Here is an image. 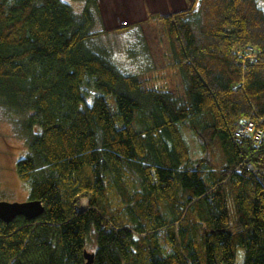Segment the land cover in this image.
<instances>
[{
  "label": "trees",
  "instance_id": "obj_1",
  "mask_svg": "<svg viewBox=\"0 0 264 264\" xmlns=\"http://www.w3.org/2000/svg\"><path fill=\"white\" fill-rule=\"evenodd\" d=\"M75 1L79 12L0 0V108L27 148L16 174L44 207L0 220V264H85L89 233L92 264H237V248L241 264H264L258 0H192L149 16L180 96L119 70L97 28L99 0ZM246 119L263 130L257 145L235 133ZM184 131L208 162L191 156Z\"/></svg>",
  "mask_w": 264,
  "mask_h": 264
},
{
  "label": "rangeland",
  "instance_id": "obj_2",
  "mask_svg": "<svg viewBox=\"0 0 264 264\" xmlns=\"http://www.w3.org/2000/svg\"><path fill=\"white\" fill-rule=\"evenodd\" d=\"M61 1L68 3L75 12L81 10L80 1ZM191 2L186 0L182 4L170 5L164 0H99L101 20L97 28L104 32L102 39L111 50L113 64L123 72L138 73L147 87H163L175 96L182 95L181 78L172 66L162 24L149 19V16L186 8ZM258 2L264 10V0ZM139 36L143 44H140ZM184 137L191 156H202L207 162L210 160L209 153L199 150L192 132L184 131ZM26 149L24 140L15 134L12 124L0 108V201L28 200L29 187L15 171V163L26 154ZM81 202L86 204L85 199ZM94 249L95 240L89 233L86 251L93 252ZM242 259L243 250L237 248L236 263L241 264Z\"/></svg>",
  "mask_w": 264,
  "mask_h": 264
},
{
  "label": "water",
  "instance_id": "obj_3",
  "mask_svg": "<svg viewBox=\"0 0 264 264\" xmlns=\"http://www.w3.org/2000/svg\"><path fill=\"white\" fill-rule=\"evenodd\" d=\"M43 204L39 200L28 199L25 201H0V220L9 223L17 216L32 220L43 212ZM94 253L84 251L85 264H92Z\"/></svg>",
  "mask_w": 264,
  "mask_h": 264
},
{
  "label": "built area",
  "instance_id": "obj_4",
  "mask_svg": "<svg viewBox=\"0 0 264 264\" xmlns=\"http://www.w3.org/2000/svg\"><path fill=\"white\" fill-rule=\"evenodd\" d=\"M236 133L239 135H249L255 145L259 144L263 137V130L250 119L241 121L236 128Z\"/></svg>",
  "mask_w": 264,
  "mask_h": 264
},
{
  "label": "crops",
  "instance_id": "obj_5",
  "mask_svg": "<svg viewBox=\"0 0 264 264\" xmlns=\"http://www.w3.org/2000/svg\"><path fill=\"white\" fill-rule=\"evenodd\" d=\"M165 3L168 2L170 5L172 4H182L184 3L186 0H164ZM185 7H182V8H179V9H174V10H171V11H168L167 13H170V12H173V11H176V10H180V9H184ZM145 13V12H144Z\"/></svg>",
  "mask_w": 264,
  "mask_h": 264
},
{
  "label": "bare ground",
  "instance_id": "obj_6",
  "mask_svg": "<svg viewBox=\"0 0 264 264\" xmlns=\"http://www.w3.org/2000/svg\"><path fill=\"white\" fill-rule=\"evenodd\" d=\"M235 133H236V131H235ZM237 134V133H236ZM237 135H239V134H237ZM240 137H250L249 135H239ZM253 142V141H252Z\"/></svg>",
  "mask_w": 264,
  "mask_h": 264
}]
</instances>
